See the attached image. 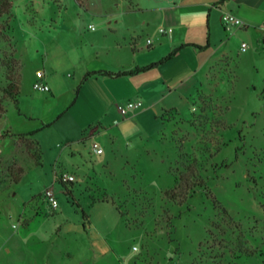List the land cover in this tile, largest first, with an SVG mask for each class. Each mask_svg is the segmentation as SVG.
Returning <instances> with one entry per match:
<instances>
[{
	"label": "rangeland",
	"instance_id": "374dc122",
	"mask_svg": "<svg viewBox=\"0 0 264 264\" xmlns=\"http://www.w3.org/2000/svg\"><path fill=\"white\" fill-rule=\"evenodd\" d=\"M11 1L0 59L15 53L20 91L18 109L7 102L0 119V264L264 263V44L256 35L223 32L227 55L178 113L157 122L119 114L111 127L90 90L79 94L80 71L96 67L79 35L107 30L119 0ZM42 62L57 74L51 101L32 88ZM93 128L100 156L87 137ZM28 134L37 165L19 140ZM8 168L23 169L17 184ZM188 170L200 179L180 195ZM54 173L74 179L54 185L56 209L43 200Z\"/></svg>",
	"mask_w": 264,
	"mask_h": 264
},
{
	"label": "crops",
	"instance_id": "0c3cea01",
	"mask_svg": "<svg viewBox=\"0 0 264 264\" xmlns=\"http://www.w3.org/2000/svg\"><path fill=\"white\" fill-rule=\"evenodd\" d=\"M117 6L120 9L110 14L107 30L79 35L80 40L89 43V60L96 63L92 70H81L80 79L84 73L85 77L99 71L126 73L116 78L89 76L79 93L90 90L92 101L101 107V122L111 127L120 116L116 105L125 101L142 102V107L131 114L134 120L157 122L165 111L178 113L194 97L208 69L229 51L231 36L223 41V13H232L244 23V28L230 33L233 36L244 31L255 34L258 41L264 38V0H119ZM159 27L170 28L172 33L161 36ZM149 38L153 45L146 48ZM94 49L101 57L98 52L93 57ZM173 51L176 52L169 60L160 63ZM38 71L43 72L42 83L49 87L52 98L46 97L45 101L54 100L52 81L55 83L57 74L42 62L33 74L35 81ZM48 114L44 111L43 117ZM97 132L93 128L87 136L91 147Z\"/></svg>",
	"mask_w": 264,
	"mask_h": 264
},
{
	"label": "trees",
	"instance_id": "16d2710c",
	"mask_svg": "<svg viewBox=\"0 0 264 264\" xmlns=\"http://www.w3.org/2000/svg\"><path fill=\"white\" fill-rule=\"evenodd\" d=\"M129 1V0H128ZM222 2V0H220ZM13 5L11 0H0V18H3L4 16H7L9 12L12 10ZM261 43L264 44V38H262ZM16 52V48H15ZM176 51H173L171 54H169L166 58H164L160 63L169 60L175 53ZM17 62L18 60L15 58V53L14 57H7V56H2L0 59V64H2L1 68H3L4 73H3V78L5 81V87L1 90L2 96H0V119H3L6 114V104L7 102H12L13 105L15 106L16 109H18V97H19V91H20V75L19 72H17L16 69L19 71V67H17ZM19 65V63H18ZM149 67L142 69V70H147ZM140 71V70H137ZM126 73H112L108 71H99L96 73L87 74L83 80H86L89 76L92 75H99V76H104V77H110V78H116L120 77L122 75H125ZM203 113V112H202ZM169 114H174V111H165L164 116H167ZM9 135V134H8ZM32 134L24 135L22 137H19V140L24 141L27 143L28 151H29V156L34 159L35 164H39L40 162V150L37 145V143H29L25 139V137H30ZM31 144V147H30ZM34 152L35 155H32L31 152ZM190 171V177L187 178L184 176L182 179V183L177 185L174 191L177 193H180V195L185 194V190H188L190 188V181H199V177L197 176L195 171L188 170ZM8 176L12 178L13 183L17 184L20 181V178L23 174V169L21 168H8L7 171ZM189 177V176H188ZM65 186V184H62ZM185 189V190H184ZM264 264V263H262Z\"/></svg>",
	"mask_w": 264,
	"mask_h": 264
},
{
	"label": "built area",
	"instance_id": "2783aa9c",
	"mask_svg": "<svg viewBox=\"0 0 264 264\" xmlns=\"http://www.w3.org/2000/svg\"><path fill=\"white\" fill-rule=\"evenodd\" d=\"M221 23H222V26H223L224 31L226 33H232L235 30H239V29L244 28V23L238 17H236L235 15H233L232 13H229V12L222 14ZM88 29L93 31L92 26H89ZM157 31H158V34L161 36L172 33V29L164 28V27H159L157 29ZM145 44H146V48H150L153 45V40L150 38L146 39ZM245 48H246L245 44L242 43L241 48H240L241 51L244 52ZM35 76H36V81L32 85L33 90L38 91V92H43V93L49 92L48 86H46L42 83V79L44 77L43 72L38 71ZM141 107H142V102L140 100L129 101V102H126L125 104H117L116 105V109H117L118 113L123 118L128 117L133 112L140 109ZM92 147H93V149L97 155H100L102 153V148H101L100 144L93 142ZM54 175L55 176H54L52 186L47 188L43 192V200L46 201V203L52 209H56L58 207V203H57L55 193H54V191H55L54 185H56L57 183L67 185L69 183L71 184L74 181L72 176L67 175L65 173H61V174L54 173ZM133 250H135V248Z\"/></svg>",
	"mask_w": 264,
	"mask_h": 264
}]
</instances>
